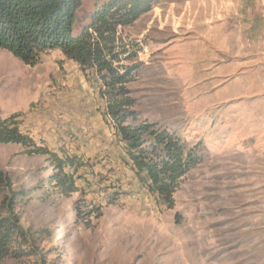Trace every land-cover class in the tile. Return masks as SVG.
<instances>
[{"label": "rangeland", "instance_id": "obj_1", "mask_svg": "<svg viewBox=\"0 0 264 264\" xmlns=\"http://www.w3.org/2000/svg\"><path fill=\"white\" fill-rule=\"evenodd\" d=\"M104 1L82 0L75 29ZM118 32L138 50V122L202 157L173 209L139 180L91 72L58 50L32 66L0 49V119L15 115L36 147L81 162L64 170L77 189L65 197L45 156L0 145V170L23 193L9 208L0 188V215L18 216L46 264H264V0H158Z\"/></svg>", "mask_w": 264, "mask_h": 264}, {"label": "trees", "instance_id": "obj_2", "mask_svg": "<svg viewBox=\"0 0 264 264\" xmlns=\"http://www.w3.org/2000/svg\"><path fill=\"white\" fill-rule=\"evenodd\" d=\"M157 2L105 0L76 30V13L82 0H0V49L32 66L42 53L58 50L83 74L91 72L98 83L105 114L124 143L139 180L148 183L147 189L170 210L175 205V192L186 175L202 163V157L169 127L146 120L138 122L136 99L128 88L139 76L141 64L133 62L138 50L132 43L128 47L118 32L150 12ZM15 117L0 119V145H19L30 157L45 156L53 168L49 185L65 197L77 192L72 175L64 170L81 166L80 160L60 159L36 147L20 132ZM0 188L9 192L2 202L9 208L23 197V193L12 189L9 177L1 170ZM19 223L12 210L7 216L0 215V261L39 256L40 262L46 264L48 256L29 245V235Z\"/></svg>", "mask_w": 264, "mask_h": 264}]
</instances>
